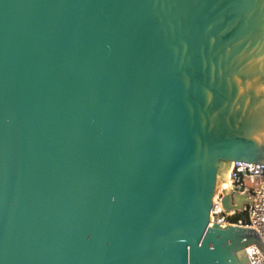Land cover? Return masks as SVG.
<instances>
[{
    "label": "water",
    "instance_id": "obj_1",
    "mask_svg": "<svg viewBox=\"0 0 264 264\" xmlns=\"http://www.w3.org/2000/svg\"><path fill=\"white\" fill-rule=\"evenodd\" d=\"M264 165V0H0V264H250L232 163Z\"/></svg>",
    "mask_w": 264,
    "mask_h": 264
},
{
    "label": "built area",
    "instance_id": "obj_2",
    "mask_svg": "<svg viewBox=\"0 0 264 264\" xmlns=\"http://www.w3.org/2000/svg\"><path fill=\"white\" fill-rule=\"evenodd\" d=\"M228 182L232 197L231 204L235 205L236 198H239L241 206L230 210L229 217H219L220 204L217 193L210 213L211 224L253 229L264 246V165L232 163ZM242 214L246 215L247 220L238 218ZM245 253L250 264H264V253L255 244L247 246Z\"/></svg>",
    "mask_w": 264,
    "mask_h": 264
},
{
    "label": "trees",
    "instance_id": "obj_3",
    "mask_svg": "<svg viewBox=\"0 0 264 264\" xmlns=\"http://www.w3.org/2000/svg\"><path fill=\"white\" fill-rule=\"evenodd\" d=\"M238 218H242L243 220H247V217L245 214L239 215Z\"/></svg>",
    "mask_w": 264,
    "mask_h": 264
},
{
    "label": "bare ground",
    "instance_id": "obj_4",
    "mask_svg": "<svg viewBox=\"0 0 264 264\" xmlns=\"http://www.w3.org/2000/svg\"><path fill=\"white\" fill-rule=\"evenodd\" d=\"M228 174H229V172H227V179H228ZM216 195V194H215Z\"/></svg>",
    "mask_w": 264,
    "mask_h": 264
}]
</instances>
